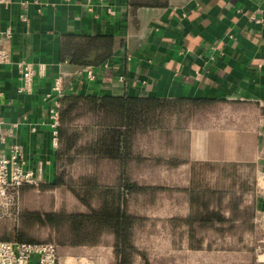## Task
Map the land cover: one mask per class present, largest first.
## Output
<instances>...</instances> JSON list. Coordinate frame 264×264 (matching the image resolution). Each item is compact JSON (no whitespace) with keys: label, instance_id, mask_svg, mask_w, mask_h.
<instances>
[{"label":"crops","instance_id":"crops-1","mask_svg":"<svg viewBox=\"0 0 264 264\" xmlns=\"http://www.w3.org/2000/svg\"><path fill=\"white\" fill-rule=\"evenodd\" d=\"M78 36L96 42L76 55ZM105 37L110 46L102 45ZM0 39L10 55L0 65V133L11 131L6 143L20 147L40 182L55 172L48 117L55 96L46 94L57 77L63 94L228 102L214 105L197 127L152 132L161 138L154 151L169 152L155 159L181 161L165 168L183 167L187 175L196 165H250L241 171L253 185L252 261L264 262V0H7L0 5ZM20 62L35 71L29 93L16 92ZM181 142L185 153L178 157ZM64 260L88 262L83 254Z\"/></svg>","mask_w":264,"mask_h":264},{"label":"trees","instance_id":"trees-1","mask_svg":"<svg viewBox=\"0 0 264 264\" xmlns=\"http://www.w3.org/2000/svg\"><path fill=\"white\" fill-rule=\"evenodd\" d=\"M95 39L90 36L76 37V55L92 46ZM102 40L105 43L103 46L111 45V38ZM71 47L74 49V44ZM63 50L64 54L70 50L67 43H64ZM77 60L70 56V61L80 66L92 65L88 61ZM59 102L58 148L54 153L53 178L36 186L25 184L20 191L63 189L78 203L79 208H23L17 235L6 233L0 239L53 241L58 254L64 248L105 245L103 238L108 235L110 242L107 245L115 251L114 264H131L129 259L134 256L141 258L140 264H152L135 245V228L139 218L127 208L129 196L151 186L139 183L132 175L148 159L139 153L138 139L150 136L152 132L167 134L189 125L197 127L214 105L228 102L205 98L70 94H63ZM155 160L165 166H177L181 162ZM206 166L217 171L224 183L218 187L202 183L192 189L186 188L190 208L187 224L190 226L192 246L199 249L209 230L219 233L231 231V235L238 234V241L243 242V234L255 227L253 185L249 176L241 171L243 166L249 168L250 165L222 162ZM152 187L164 188L162 185ZM34 226L48 229L49 240L34 239L30 235Z\"/></svg>","mask_w":264,"mask_h":264},{"label":"rangeland","instance_id":"rangeland-1","mask_svg":"<svg viewBox=\"0 0 264 264\" xmlns=\"http://www.w3.org/2000/svg\"><path fill=\"white\" fill-rule=\"evenodd\" d=\"M158 138L150 135L138 139L139 153L148 159L132 172L134 179L139 183L151 185L146 190L129 196L127 200L128 210L139 218L135 228V245L138 250L152 264H254L253 234L256 235L257 232L255 228L243 234V242L238 241V234L231 235V231L219 233L209 230L201 243L202 246L199 249L193 248L190 226L187 224L190 208L186 188L192 189L202 183L218 187L224 180L218 173L208 170L207 166L196 165L198 169L195 167L191 175H187L183 167H180V172L166 170L164 164H157L155 160L156 154L169 156V152L154 151L158 140H161ZM182 142L177 146L178 157L185 153V144ZM162 148L164 146H160V149ZM152 185H162L164 188L155 189ZM18 207L21 214L23 208L77 210L79 205L63 189L46 192L33 189L23 193L20 191ZM25 223L29 225L28 221ZM19 225L20 217L17 225H13L9 219H0V238L6 233L16 236ZM30 235L37 241H48L50 233L46 228L34 226ZM103 242L105 245L95 247L64 248L58 252L59 264H63L67 256L80 254L85 255L88 260L83 264H114L115 251L107 245L110 237L106 235ZM129 262L140 264L141 258L134 256Z\"/></svg>","mask_w":264,"mask_h":264},{"label":"built area","instance_id":"built-area-1","mask_svg":"<svg viewBox=\"0 0 264 264\" xmlns=\"http://www.w3.org/2000/svg\"><path fill=\"white\" fill-rule=\"evenodd\" d=\"M7 0H0V5ZM250 19L258 22L254 16ZM10 31L6 30L4 37L8 38ZM10 55L4 41L0 39V65L9 63ZM20 84L17 93H29L33 86L35 74L31 63L20 62L16 64ZM62 78L57 77L51 86V91L46 96L54 94L55 99L48 109L49 125L51 128V147L58 148L59 125V98L63 95ZM1 95V92H0ZM1 111H0V125ZM12 135L11 131L0 133V219H9L17 225L20 217L19 196L23 185H38L40 183L37 171L26 165L24 155L16 143H6ZM7 147L2 152L3 146ZM0 264H59L56 245L53 242H20L16 240L0 239ZM256 264H264L259 262Z\"/></svg>","mask_w":264,"mask_h":264}]
</instances>
